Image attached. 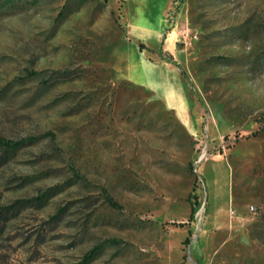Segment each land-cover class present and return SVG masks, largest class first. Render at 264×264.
I'll list each match as a JSON object with an SVG mask.
<instances>
[{
    "label": "rangeland",
    "instance_id": "rangeland-1",
    "mask_svg": "<svg viewBox=\"0 0 264 264\" xmlns=\"http://www.w3.org/2000/svg\"><path fill=\"white\" fill-rule=\"evenodd\" d=\"M0 137V264H264V0H0Z\"/></svg>",
    "mask_w": 264,
    "mask_h": 264
},
{
    "label": "trees",
    "instance_id": "trees-1",
    "mask_svg": "<svg viewBox=\"0 0 264 264\" xmlns=\"http://www.w3.org/2000/svg\"><path fill=\"white\" fill-rule=\"evenodd\" d=\"M20 143H21V141H10V140L3 139L2 137H0V146L5 148V149H16L20 145ZM42 197H44L43 193H39L37 195V198H42ZM105 199H106L107 204L110 207H113V208L118 207V205L116 203H114L109 197H105ZM191 214H192V208L190 207L189 213H188V218L191 216ZM184 241H186V239H184ZM93 252H94V248H91L90 250L85 252L82 256V261L88 260L92 256Z\"/></svg>",
    "mask_w": 264,
    "mask_h": 264
},
{
    "label": "built area",
    "instance_id": "built-area-1",
    "mask_svg": "<svg viewBox=\"0 0 264 264\" xmlns=\"http://www.w3.org/2000/svg\"><path fill=\"white\" fill-rule=\"evenodd\" d=\"M198 230H199V228L196 229L194 232H192V233L190 234V237H189L190 240H193V239L196 237V232H197Z\"/></svg>",
    "mask_w": 264,
    "mask_h": 264
}]
</instances>
